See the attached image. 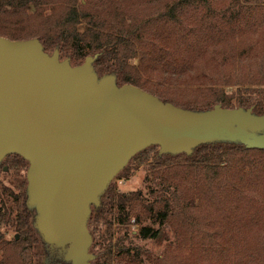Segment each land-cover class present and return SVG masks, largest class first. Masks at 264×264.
<instances>
[{"label": "trees", "instance_id": "1", "mask_svg": "<svg viewBox=\"0 0 264 264\" xmlns=\"http://www.w3.org/2000/svg\"><path fill=\"white\" fill-rule=\"evenodd\" d=\"M0 37L38 39L44 52L56 50L76 64L96 56L97 76L113 75L118 86L176 107L220 105L264 115V0H0ZM226 87L235 89L228 94ZM156 149L140 151L118 174L126 179L148 164L146 194L119 193L109 183L91 206L87 223L104 230L89 232L96 239L89 264L150 260L128 236L160 242L165 227L177 249H216L224 235L239 246L236 264H264V149L229 141L201 144L190 154ZM4 164L16 177L28 166L18 155H7ZM25 179L13 199L3 189L0 230L14 226L19 237L9 242L0 231V264H38ZM131 222L136 232H128ZM113 225L122 232L115 240ZM42 245L45 264H70L65 249ZM231 256L225 253L226 264Z\"/></svg>", "mask_w": 264, "mask_h": 264}, {"label": "water", "instance_id": "2", "mask_svg": "<svg viewBox=\"0 0 264 264\" xmlns=\"http://www.w3.org/2000/svg\"><path fill=\"white\" fill-rule=\"evenodd\" d=\"M59 60L38 39L0 37V162L27 161L26 193L46 245L70 264H89L91 206L140 151L190 154L206 143L264 149V115L252 108L191 111L135 86L99 78L92 64ZM6 170V167H4Z\"/></svg>", "mask_w": 264, "mask_h": 264}, {"label": "rangeland", "instance_id": "3", "mask_svg": "<svg viewBox=\"0 0 264 264\" xmlns=\"http://www.w3.org/2000/svg\"><path fill=\"white\" fill-rule=\"evenodd\" d=\"M254 1V0H252ZM65 56L59 55V60L66 59ZM71 65H79L78 63H74L71 60L69 61ZM104 75H99L98 77L101 78ZM235 88L226 87L225 91L229 94L230 92L234 91ZM158 150V147L157 149ZM3 160L0 162V189L1 187H6L14 193L16 196L19 193H22L20 190V181L24 177L25 179V170H21L17 173L18 177L14 176L13 170L9 169L8 165L3 164ZM127 165V164H126ZM6 167L5 171H2L1 168ZM148 173V164L140 166L138 169L133 171L132 175H130L128 178H121L118 174L119 172L114 176V178L111 180L112 186L116 189V192L119 193H129V192H141V194H146L147 189L144 184V178ZM26 181V179H25ZM1 197V196H0ZM105 199L100 198V202L104 201ZM27 205L28 199L26 201ZM29 213H30V221L31 226L35 230L34 236H35V243L33 244V261L37 262L38 264H45V257H44V250L45 249L42 245L43 240L42 237L37 230L35 226L36 221V211L33 206L28 207ZM147 223V222H146ZM88 231L91 233V230L97 229L99 231L104 230V226L102 223H87ZM138 229L137 225H134L132 222L127 226L128 232H136ZM3 234V237L6 241H11L16 235L14 230L10 229H4L1 228L0 230ZM113 239L115 240L118 236L122 235V232L119 231V228L113 225ZM164 233L167 236L166 239L161 240L160 242H155L151 240H139V239H132L130 237V234L128 238L133 242V245L140 246L144 250H146L150 254V260H146L144 256H142V263L141 264H157L154 262V258L160 259V264H174L173 262L176 260L177 262L175 264H226L225 262V253L231 252V258L228 261V264H236L237 257L235 256V253L237 251V248L239 247L238 244L233 241V238H229L227 236H221L219 243L214 244V248L216 249H208L206 250H200L197 249H189V248H183V249H177L175 246L171 245V242L173 240V234L171 229L164 228ZM264 235V232H263ZM264 239V238H263ZM95 236L92 234V243L90 246H93L95 243ZM219 247H223L224 249H219ZM230 248V249H225Z\"/></svg>", "mask_w": 264, "mask_h": 264}, {"label": "flooded vegetation", "instance_id": "4", "mask_svg": "<svg viewBox=\"0 0 264 264\" xmlns=\"http://www.w3.org/2000/svg\"><path fill=\"white\" fill-rule=\"evenodd\" d=\"M263 133H264V132H263ZM1 169H2V171H5L4 168H1ZM3 189H4V187L2 186L1 189H0V196H1V197H0V206H1V204H2V200H3V199H6V197L2 194V193H3ZM7 190H8L9 193L12 194V199H13L14 197H17V196H18V194L15 196L14 193H12L11 191H9V189H7ZM24 204H25V203H24ZM26 205H27V204H26ZM28 207H29V205H27V209H28ZM12 211H13V212H12L11 216H12L13 218H15V215H16V214H14V211H16V207L12 208ZM35 222H36V221H35ZM11 225H12V224H11ZM4 229H6V228H4ZM8 229H10V230H11V229L14 230V226H8ZM15 233H16V232H15ZM18 237H19V234L16 233V235H14L13 238H14L15 240H17ZM44 244H45V243H44Z\"/></svg>", "mask_w": 264, "mask_h": 264}]
</instances>
